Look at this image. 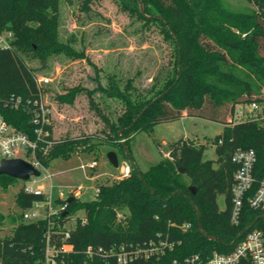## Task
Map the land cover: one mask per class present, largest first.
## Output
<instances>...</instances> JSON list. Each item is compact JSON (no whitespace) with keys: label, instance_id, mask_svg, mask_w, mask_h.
Here are the masks:
<instances>
[{"label":"trees","instance_id":"trees-1","mask_svg":"<svg viewBox=\"0 0 264 264\" xmlns=\"http://www.w3.org/2000/svg\"><path fill=\"white\" fill-rule=\"evenodd\" d=\"M92 1L82 0V9L88 10ZM116 1L143 22L145 29L154 24L169 47V59L146 88L137 86L135 77L115 72H105L102 82V70L96 67L95 88L78 84L56 93L55 99L66 104H73L84 93L103 127L94 135L57 139L50 126L52 143L47 154L40 156L43 164L48 166L54 158L107 146L121 152L130 167L126 177L97 184L93 199L74 198L67 204V213L57 219L58 223L62 224L77 209L83 210V216L77 218L70 231L67 241L73 250L65 255V264H85L83 250L88 245L108 249L122 242L143 244L166 231L181 240L170 257L176 252L206 255L212 250H229V242L248 223L234 226L229 222L230 192L237 168L232 156L238 149L252 148L264 169V120L227 123L237 102L254 100L264 90V54L260 52L264 48V0H248L253 7L247 11L233 10L224 0H141L145 14L139 10L138 0ZM61 3L0 0V32L9 30L14 36L9 50L0 48V97L44 99L28 58H38L43 63L50 55L65 53L71 58H86L93 65L83 50L77 51L71 45V39H59ZM95 92L100 94L99 99H94ZM109 100L120 108L111 109L114 117L109 112ZM0 113L14 128L33 132L29 116L22 110L0 106ZM183 115L218 120L224 129L205 143L180 137L170 144L168 155L144 171L127 160L131 159L128 141L135 132H151L155 124ZM208 144L214 146V162L204 157ZM15 180L0 174V190H7ZM191 186L195 187L194 193ZM218 195L225 197L223 210L218 208ZM40 200L41 195L20 188L14 197L15 213L5 215L0 211V232L5 223L12 226L9 234L0 235L2 264L43 262L47 220L27 222L23 218L24 210ZM244 212L250 221L257 218V224L260 222L264 229L261 214L247 207ZM184 223H190L185 231L180 229ZM130 264L164 263L137 260Z\"/></svg>","mask_w":264,"mask_h":264},{"label":"rangeland","instance_id":"rangeland-1","mask_svg":"<svg viewBox=\"0 0 264 264\" xmlns=\"http://www.w3.org/2000/svg\"><path fill=\"white\" fill-rule=\"evenodd\" d=\"M60 22L58 37L62 41L71 39V45L78 51L83 50L86 58H71L65 53L50 55L45 62L38 58L26 59L28 65L35 69L36 77H48L47 83H42V96L52 110L53 134L58 138L66 135L78 136L96 134L103 127L101 119L94 110L89 107L88 97L81 93L73 104L59 103L55 99L56 93H62L67 88L78 84L89 89L96 87V67L101 69L99 73L102 82H105V72L122 74L124 77H135L137 86L147 87L151 79L166 64L169 59V47L154 24L150 29H145L140 20H137L127 10L123 9L116 0H94L89 4V9H82V0H61ZM225 4L233 10L247 11L252 9L248 0H224ZM260 52L264 54V48ZM138 72V73H137ZM100 94L94 93V99H99ZM110 101V100H109ZM112 102L109 109L111 117H114L111 109L119 110V105ZM108 111V108H107ZM151 132L138 130L128 141L131 164H136L142 171L149 166L161 161L167 155L170 144L180 137H188L198 143H205L222 132L223 124L218 120H211L197 116H183L176 120L160 122L154 125ZM107 146H99L96 150H84L68 157H58L51 160L47 171L52 174L50 180L41 177L46 173L42 171L37 183L49 190L51 184L52 202L51 208L58 206L55 197L60 190L80 186L81 193L78 197L81 201L93 199L97 184L104 183L119 175V168L127 161L121 152L116 151L119 157L117 168L112 166L106 153ZM115 151V150H114ZM204 157L216 159L214 146L208 144L204 151ZM92 160L96 161L94 168L82 169L81 164ZM31 180L16 179L7 190H0V211L7 215L14 214L16 209L14 197L16 192ZM34 186V185H33ZM217 205L220 210L225 208V197L217 196ZM48 209L42 202L40 205L25 209L31 214L36 211L38 217H43ZM83 216V210L77 209L68 215L64 221V227L75 225L77 218ZM36 218L26 219L27 222ZM11 224L5 223L0 235H7L11 231Z\"/></svg>","mask_w":264,"mask_h":264},{"label":"built area","instance_id":"built-area-1","mask_svg":"<svg viewBox=\"0 0 264 264\" xmlns=\"http://www.w3.org/2000/svg\"><path fill=\"white\" fill-rule=\"evenodd\" d=\"M14 39L11 31L0 32V48L10 49ZM48 77H36V83L42 87V83H47ZM0 106L20 109L29 116L30 123L33 125V132L21 131L14 128L6 122L0 113V162L3 159L22 158L31 163L38 171L39 175H31L27 180L32 184L24 183L21 190L32 192L42 196V200L34 201L31 206H39L40 202L48 209L43 217L47 220V229L43 234V257L41 264H65L64 257L73 250V245L67 240L70 237V231L75 227H64L57 222V219L65 216L68 197L78 198L81 193V187L68 188L66 197L64 191L60 190L55 200L58 206L51 208L52 186L45 190V186L37 183L41 177L42 171L46 173L42 179H51L52 174L47 171V166L41 161L50 149L52 140H50L49 127L52 126V110L50 105L41 97L38 99H24L22 96L9 95L0 97ZM264 120V90L262 95L251 101H239L227 117L228 124L247 121ZM168 155V154H167ZM41 156V157H40ZM232 161L237 163V168L233 173V183L230 192L229 222L238 226L242 222H248L245 228L229 242L230 249L226 251L212 250L206 255L200 253H191L187 255L177 254L170 257L177 251L181 240L174 237L172 232H158L143 244L119 243L104 249L101 246L93 247L88 245L83 253L86 256L85 264H130L137 260H154L157 263L164 264H264V229L257 224V218L250 221L244 212L247 207L264 217V169L260 168L257 161V155L254 149H238L232 156ZM96 161L81 164L80 167L94 168ZM117 177H126L130 172L128 163H124L119 168ZM34 185V186H33ZM97 191V188H96ZM96 193V192H95ZM23 218H36L38 214L33 211L31 214L25 210ZM66 221V220H65ZM190 227V223H184L180 229L185 231ZM96 258V261H95ZM0 264L2 260L0 259Z\"/></svg>","mask_w":264,"mask_h":264},{"label":"water","instance_id":"water-1","mask_svg":"<svg viewBox=\"0 0 264 264\" xmlns=\"http://www.w3.org/2000/svg\"><path fill=\"white\" fill-rule=\"evenodd\" d=\"M138 3H139V10H140L141 14H145L142 1L138 0ZM144 109L141 110V112L138 114V116L144 111ZM137 117L135 118V120L137 119ZM123 147H124L126 155H128V151H127L126 145L124 143H123ZM106 157H107V159H109V162L112 166H114L115 168L118 167L119 161H118V156H117L116 151L108 150L106 153ZM179 170H182V168H180ZM0 174H3V175L5 174L9 177H13V178H16L19 180H21V179L27 180L31 175H35V176L39 175V171L31 163L27 162L26 160H24L22 158H11V159L1 160V162H0ZM190 190L192 193H194L195 187L191 186ZM72 200H73L72 197H68L66 199V202L70 203ZM194 209L198 215V212H197V209L195 206H194ZM66 213H67L66 211L63 212V214H66ZM198 230L201 231V227L199 225H198ZM207 237L211 238V239H215L214 236H207Z\"/></svg>","mask_w":264,"mask_h":264},{"label":"crops","instance_id":"crops-1","mask_svg":"<svg viewBox=\"0 0 264 264\" xmlns=\"http://www.w3.org/2000/svg\"><path fill=\"white\" fill-rule=\"evenodd\" d=\"M183 116H187V115H183ZM183 116H182V117H183ZM116 153H117V152H116ZM117 156H118V154H117ZM118 161H119V157H118ZM118 165H119V164H118ZM118 171H119V170H118Z\"/></svg>","mask_w":264,"mask_h":264}]
</instances>
